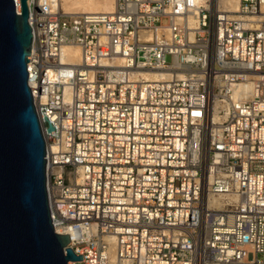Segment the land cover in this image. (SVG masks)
Returning a JSON list of instances; mask_svg holds the SVG:
<instances>
[{
	"label": "built area",
	"instance_id": "1",
	"mask_svg": "<svg viewBox=\"0 0 264 264\" xmlns=\"http://www.w3.org/2000/svg\"><path fill=\"white\" fill-rule=\"evenodd\" d=\"M27 6L50 221L81 255L68 263L264 264V0Z\"/></svg>",
	"mask_w": 264,
	"mask_h": 264
},
{
	"label": "water",
	"instance_id": "2",
	"mask_svg": "<svg viewBox=\"0 0 264 264\" xmlns=\"http://www.w3.org/2000/svg\"><path fill=\"white\" fill-rule=\"evenodd\" d=\"M31 43L27 0L20 13L0 0V264H69L81 255L50 221L45 140L27 85Z\"/></svg>",
	"mask_w": 264,
	"mask_h": 264
},
{
	"label": "bare ground",
	"instance_id": "3",
	"mask_svg": "<svg viewBox=\"0 0 264 264\" xmlns=\"http://www.w3.org/2000/svg\"><path fill=\"white\" fill-rule=\"evenodd\" d=\"M58 8L64 13L79 12H110L114 8L115 0H56ZM218 5L235 14L238 0H216ZM64 54L68 60H77L79 58V49L76 46H66ZM149 77L160 78L162 74H151Z\"/></svg>",
	"mask_w": 264,
	"mask_h": 264
},
{
	"label": "rangeland",
	"instance_id": "4",
	"mask_svg": "<svg viewBox=\"0 0 264 264\" xmlns=\"http://www.w3.org/2000/svg\"><path fill=\"white\" fill-rule=\"evenodd\" d=\"M233 1H236V0H233ZM167 59H168V57H167Z\"/></svg>",
	"mask_w": 264,
	"mask_h": 264
}]
</instances>
